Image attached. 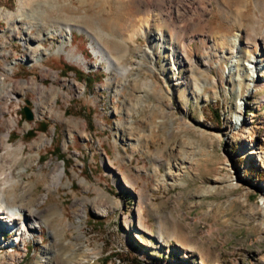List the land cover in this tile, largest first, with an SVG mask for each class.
Listing matches in <instances>:
<instances>
[{
  "label": "rangeland",
  "instance_id": "rangeland-1",
  "mask_svg": "<svg viewBox=\"0 0 264 264\" xmlns=\"http://www.w3.org/2000/svg\"><path fill=\"white\" fill-rule=\"evenodd\" d=\"M159 1L31 0V35L71 33L31 41L32 60L0 18L4 195L36 220L14 238L0 219V264H264V0H178V17ZM236 34L254 78L233 66Z\"/></svg>",
  "mask_w": 264,
  "mask_h": 264
},
{
  "label": "bare ground",
  "instance_id": "bare-ground-1",
  "mask_svg": "<svg viewBox=\"0 0 264 264\" xmlns=\"http://www.w3.org/2000/svg\"><path fill=\"white\" fill-rule=\"evenodd\" d=\"M30 2H31V0H17L18 8L15 12L4 11V10L0 9V18H4L7 21V23L9 24V28L11 30H16L18 23H20V25H22V28L25 29L24 31H25V34L27 35V38L30 39V42H28V39H26L25 43L27 45H29L31 43V41L33 42V41L40 39L43 34H47L50 32L57 33L60 36H64V37H69L71 35L69 25H65L64 27L53 28V29H46V28L42 27V29L38 30V33H36L35 35H31V30H32L33 24L28 19L29 15L26 14V12L28 10V4ZM215 2L217 4V8H218L219 12L223 13L226 11L221 2H219L218 0H215ZM249 2H250L249 0H246L247 4ZM165 3L171 5L172 8H174L170 12L171 15L176 16V17L181 15V12H179V10L176 9L177 4H178V0H160L159 1L160 5H163ZM256 4H258V3L256 2ZM242 8H243V6H242ZM242 8H241V6H236L235 11H231L230 14H233V12H234L237 16H241L243 14ZM35 10H37V9H35ZM226 12H228V11H226ZM62 28H64V29H62ZM99 32L102 33L101 30H99ZM263 38L264 37H261L259 44H262L264 46V39ZM256 40H254V45L258 46V44L255 42ZM228 41H230L232 46H233L231 49H228V53L230 55V58L233 60V62H232L233 66L238 65L239 62H242V64H244L246 69H248V71L251 73L253 78L255 77L256 73L258 74V71H261V70L263 71V69L259 68L260 64H258V62L262 61V59L260 57L252 56L249 58L248 55L245 56V55H242V53H240L239 49L241 48V44H243V42H242L241 36L239 34H236L233 37V39H228ZM29 46L30 47H29L28 58H30L32 60L39 55V52H40V50H42V47L41 46L36 47V46H32V45H29ZM92 48H93L95 53H100L104 57L106 56V59L108 60L110 65L113 63V59L102 49V47L98 43H95ZM174 48L171 47V44H170L169 47H167L166 49H168L170 52H173ZM63 50H64V46L62 45L58 48V50L56 52L60 53ZM173 53L175 54L176 51H174ZM69 56H71V54H69ZM76 60H78V58H76ZM8 64L9 63L6 64L8 66V68L6 67V71L9 73L11 71V68ZM230 71H232V68L230 69ZM258 76L259 75H257V77ZM2 80H3V78L0 77V83L2 82ZM6 109H7L6 106H0V112L1 113L5 112ZM39 113H42V111ZM238 120H239V117L237 118V121ZM7 126H8L7 129H10L14 126V124L9 122ZM9 136H10V131H7L6 134H4V136H0V148L1 149L3 148L2 150H6L5 153L0 152V219L2 218L6 221H9V223L6 224V226H9V225L12 226V228H14L16 230L17 234L22 236L24 233L28 232L30 229L35 227L34 223H36V220H35L34 212L33 213H31L30 211L27 212L26 210H24L20 206L11 208L6 204V197L4 194L6 193V184H7L6 177H7V175L2 174V173H7V171H6L7 167L5 166V163L8 161L7 159L9 158V155L11 153V152H7L9 149H6V148H8L7 143L9 142V140H8ZM45 141H46L45 138L40 137L39 139L34 140L30 147H35L38 149L41 145H43V143ZM17 151L21 152V148H17ZM34 161H35V158L29 157L28 160H26V166L32 165L34 163ZM8 171H9V169H8ZM61 176H62V170L59 169V167H58L57 171L53 170L51 175H50V185L57 186L59 183H61ZM8 177H11V182L7 185V187H9L13 184H16L18 182L17 178L15 177V175L13 174L12 171H9ZM18 177H20V178L22 177L21 172L18 173ZM2 230L3 229H1V231Z\"/></svg>",
  "mask_w": 264,
  "mask_h": 264
},
{
  "label": "trees",
  "instance_id": "trees-1",
  "mask_svg": "<svg viewBox=\"0 0 264 264\" xmlns=\"http://www.w3.org/2000/svg\"><path fill=\"white\" fill-rule=\"evenodd\" d=\"M75 71H76V70H75ZM75 73H77V74H82L83 72L77 70V72H75ZM88 73L92 74L91 72H88ZM90 74H88V75L85 76L86 80L89 79V75H90ZM89 80H90V79H89ZM89 80H88V81H89ZM46 128H47V124H46V123H42L39 129L42 130V131H45ZM28 133L31 134L32 132H31V131H28Z\"/></svg>",
  "mask_w": 264,
  "mask_h": 264
},
{
  "label": "water",
  "instance_id": "water-1",
  "mask_svg": "<svg viewBox=\"0 0 264 264\" xmlns=\"http://www.w3.org/2000/svg\"><path fill=\"white\" fill-rule=\"evenodd\" d=\"M25 113H26V117L28 119H30L31 118V114L28 112V110L26 108H25Z\"/></svg>",
  "mask_w": 264,
  "mask_h": 264
}]
</instances>
